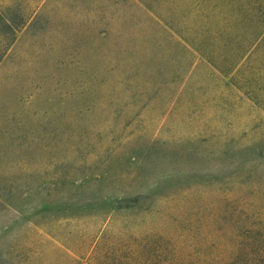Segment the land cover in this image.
I'll return each instance as SVG.
<instances>
[{"label":"rangeland","instance_id":"374dc122","mask_svg":"<svg viewBox=\"0 0 264 264\" xmlns=\"http://www.w3.org/2000/svg\"><path fill=\"white\" fill-rule=\"evenodd\" d=\"M246 9L0 0V264H264Z\"/></svg>","mask_w":264,"mask_h":264},{"label":"trees","instance_id":"16d2710c","mask_svg":"<svg viewBox=\"0 0 264 264\" xmlns=\"http://www.w3.org/2000/svg\"><path fill=\"white\" fill-rule=\"evenodd\" d=\"M246 7L249 8V9H246L247 15L251 18L254 16L257 19V21L256 23L254 22L253 25L249 26L247 29L248 36H247L246 42L248 45L245 49V53L242 52L243 53L242 55L244 54L246 55V53L250 51V47H252V45L256 43V40H258V38L264 32V0H246ZM230 20H233V19H230ZM234 25L235 23L228 26V28L232 29ZM250 38L252 39V42L249 41ZM3 54L4 52L0 53V58L3 56ZM242 57H245V56H242ZM236 264H260V263H250L249 261L248 262L241 261V262H236Z\"/></svg>","mask_w":264,"mask_h":264}]
</instances>
